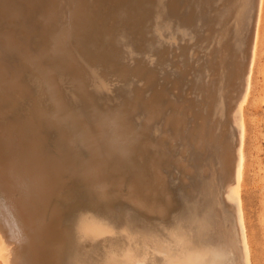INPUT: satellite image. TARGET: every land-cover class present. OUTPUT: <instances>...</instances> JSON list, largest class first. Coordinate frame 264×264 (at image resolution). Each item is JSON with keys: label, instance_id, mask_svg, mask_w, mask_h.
<instances>
[{"label": "bare ground", "instance_id": "bare-ground-1", "mask_svg": "<svg viewBox=\"0 0 264 264\" xmlns=\"http://www.w3.org/2000/svg\"><path fill=\"white\" fill-rule=\"evenodd\" d=\"M149 1L150 0H0V12H2L4 17H11L12 18L11 19L12 21L11 22L9 21L10 22V25L8 26L9 29L6 32L0 33V93H2L3 95L16 93L21 98L26 99L28 101V108H27L26 107L27 101L24 100L25 101L24 103L26 104L24 106L26 108L25 107H23V108L25 110L27 109V112L25 113L26 114L25 118H24L25 121H23L22 124H24V122H25L26 125H29V124L32 125L34 134L36 135V138L38 141L37 142L38 146H37V148H35L36 151H34V150H32L33 152L30 151L28 149V143H29L28 139L30 136H28L29 133H27L28 132L27 128H25L23 126V128L21 129L23 132L21 134L23 140L22 139H20V140L23 141V144L25 145V149H23L21 153L19 152L20 153L19 155L11 156L12 155L11 154L10 156H7L9 154V152L6 155V153H4L6 150L3 151V147L0 144V259L3 261V264H57V260H58V257L60 255L61 250H63L65 245L68 244L67 243V240H68L67 239V236H68L67 233L68 232L61 228L62 214L58 208L59 205L57 206V201L62 197V194H64L66 192L65 191L61 194V192H62L61 188L65 187V186L68 188L76 186L77 189H82L84 191V193L86 194V196H88L90 198V199L89 198L88 199L93 201L94 205L102 206L107 211L113 212L114 206L118 203V201L122 200V201L127 202V203L131 204L132 206L136 207L139 210V212H142L146 215L157 216V217H161L162 219H164V217L168 216V209L170 207L171 197L169 196L168 190L166 188V185L164 182V177H163L162 172H161V167L164 164H166L167 162H169V156L170 155L165 153L167 150L164 151V145L161 142H155L156 138H155L154 142H150V140H153V139H150L148 141L146 139L145 132H142V130H139L140 131L139 134H137L138 131H137V133H135L134 132L135 130L132 129L130 124H129L130 122L127 119V115L121 113L122 112L121 107H120L121 108L120 109L121 112H120L119 110L102 109L101 108L102 104H99L100 105V109H99L94 104V102L97 103L98 100L96 101V99H94V101H93V98L88 94L91 92L92 89L90 90V92H88V89L86 90V84L88 85L90 83V82L87 83L88 82L87 73H89L88 72L89 70L86 71V69L83 67L82 63L80 62L81 60L79 59L80 57L78 58V53H77L78 51H80L79 55H80V53L81 54L83 53L82 55L87 56L88 61L89 62L91 61L92 64L93 63H95V64L98 63V65L100 64L103 67V70H102L103 72H104V69H105V72H107L108 69L110 70L112 68V65L115 63L114 58L116 61L117 56L113 53L114 50L109 52L110 51L109 47L107 48L108 50H106L105 48L104 49L100 48V46H98L99 45L98 43H102L101 41L103 40V37H102L103 35L108 40L112 41V39H113V26H114L115 22H118L119 26H120V24H122V26L127 27L129 29V33H131L133 31L132 32L133 34H135V33L139 34L140 33L139 31H141L142 28L144 29L143 25L147 24L145 22H146L148 16L149 15L151 16V14H147L149 11H151V9H149V5H150V3H148ZM167 1H168L167 2V4H168L167 10L169 12L170 19L174 22L173 25L175 23L176 24L179 23V24H181L179 27L183 28L182 25L183 26H190L192 23L196 22V21L193 22L194 18H196L195 17L196 11L194 9H191L192 4H190V2L193 3L192 1H194V0H167ZM224 1H225V3H222L221 5L226 4L227 6H229V10H228V12H226V15H227L226 17H224V15H223L224 20H222V17L219 18L221 20L218 21L219 22L218 27L215 26V20H212V19L207 18V17L204 19V25H205L207 35L202 40H205L208 42V41H210L212 36H214V34H215L216 38H218V40L217 41L212 40V43L213 42H216V43L214 44V46L212 44L210 45V46H212V49L211 50L209 49L210 50L209 53L211 55V57H209V58H211V59L206 62L207 63V72L209 75L212 76V79L210 77L211 80L209 79L208 82H206L205 84H203L200 87V89H199L200 98L197 97V99H201L200 102H202V107H197L195 105V103H194L195 99L194 98H190V100L186 101L187 105L184 107L182 106L180 101L177 103V100H175L172 97H169L168 96L169 93L166 94L167 97L165 96L166 97L165 98L164 95H165V93H167V92H164L165 89H168V91H170V90L172 91V89L176 90V88L173 85H170L172 88L169 90V88L166 87L165 84H164V86L166 87V88L164 87L165 89L163 88V86L162 87L159 86V88L156 90H150L153 92L152 93L150 92L151 96L149 97L148 102L142 101L144 99L143 98L141 100V105H140L142 107V109L144 110V112L146 114V118L148 120H152V119H155L157 117L164 116V118H165L164 122H166L167 129H166L165 133L162 135H165L167 138H169V144L170 145L173 142L172 139L175 136H177L178 134H180L179 132H182V129H184L186 127L187 123L190 120L192 121L193 125L188 127L187 129L185 128L186 129L185 134H184L185 137L183 139L187 140L190 144H192L195 151L198 154L209 152V153H211L210 155H212L214 158H216V162H217V166H216L217 171L216 172H217L219 178L223 182L224 193L227 195V197L225 196L226 201L228 202L230 200L229 202H231V203L234 202L233 204L236 207V211H233V213L236 212V215H235V217H231L235 220L234 226L232 223H229V224H232L231 227L235 228L234 229V239L231 241V243L233 242L232 244L234 246V247L233 246H231V247L235 248V251L229 249L230 251L235 252L234 254L232 253L233 256L230 257L232 259H230L229 257L226 259V256H228L225 253L226 249L225 250L222 249L223 247L221 248L220 244L219 245H220L221 249H218L219 248V246L217 247L218 244L216 246H214L216 243H214V245L212 246L213 248H205V249L200 248V249H193L192 250L193 247L190 246L188 243V236H190V239H193V237H194V238H196V240H197V237H199V241H200V239H201L200 235H202V232L205 231L207 228H208V232H209L210 226L205 227L206 225H203L204 223L202 222L203 219H201L202 220L201 222L199 219V222H196L197 224H195V223L189 224V226L191 224H195V225H193L192 227L190 226V230H187V231H189L188 236H186L182 230L181 233H183V234H180L177 237V240L175 237L174 242L176 244L173 243V241H172V244H173L172 246L175 245L174 248H177L176 249L177 252L174 250L175 252H173L172 255L176 254L177 260H178L179 256L180 257L182 256V258H185L186 260L183 264H226L227 261L230 262L229 264H252L250 247H249L247 234L245 231L244 219H243V214H242V209H241V200H240V191H241V187H242L243 168H244L245 123H244V118H243V106L247 102L248 96L250 94V85H251V79H252V74H253V66H254V62H255V58H256V51H257L258 38H259V28H260V23H261L263 0H255V2H254L255 7L253 8L254 13L251 12L253 14V16H252L253 21H252L250 30L248 29L249 33L247 32L248 37L246 36L247 39L245 41V45H246L245 49H247V51H246L247 60H245V61H247L246 64H243L240 62V60H239V56H240L239 53L240 52L239 51H240L241 38H242L241 36L244 33V31H243V33L240 34V32L242 31V28L244 27V20H245V16H246V15L244 16V12L246 11V8H249V6L247 7V2H246L247 0H224ZM156 2H157V0H156ZM161 2H162V0H161ZM22 3H23V5H22ZM157 4H159V1ZM157 4H154L152 6V8L155 7V5L157 7L158 6ZM249 4H250V2H249ZM215 6H217V4ZM220 7L221 6H219V8ZM223 7H224V5H223ZM236 8H237V12L235 11ZM102 9L104 11H106V15L104 17H103L104 13L100 14V13L104 12V11H101ZM179 9H182V11L181 10L179 11ZM205 9H207V8H205ZM216 9H217V7L215 8V11H216ZM156 10H158V9H156ZM162 10H164V9H162ZM165 11H166V9H165ZM222 12H223V10H222ZM155 13L158 14V11ZM160 13L161 12H159V19H161ZM251 13H249V14L251 15ZM2 14H1V16H2ZM157 14H155L156 17H158ZM232 17L235 19V21H233V23H232V24H234V22H235V24L233 26L227 24L228 23L227 21H229L228 19L232 18ZM152 18H155V17H152ZM152 18H151V20H152ZM200 19H202V18H200ZM151 20H149V21L151 22ZM152 21L155 22L154 19ZM199 21H197V22H199ZM4 22H5V20H4ZM162 22H161V24H162ZM229 22L231 23V21H229ZM163 23H165V19H164ZM167 23H170V22H166V24ZM98 24H99V26L101 25L100 27L103 29H102V31H99L100 29L98 28V30H96L97 31L96 33H99V34H97V36H95L96 33L94 32V30L97 28L96 25H98ZM170 24H172V23H170ZM162 25H164V24H162ZM196 25H200V24H196ZM201 25H203V24H201ZM150 26L152 27V25H150ZM159 27H161V26L159 25ZM162 27H164V26H162ZM170 27H172V26L170 25ZM195 27H194V29H195ZM231 27L232 28L234 27V28L232 29ZM244 28H246V27H244ZM146 29H145V33H146ZM149 29H150V27H149ZM173 29H174V27L171 28V30H173ZM200 29H201V26H200ZM200 29H196V30L199 31ZM117 30H119V29H117ZM123 30L124 29H122V31ZM244 30H247V28ZM18 32L21 33V36L18 34L20 37L18 36L16 38V33H18ZM202 32H203V30H202ZM204 32H205V30H204ZM116 33H118V31ZM149 33H150V30H149ZM124 34H125L124 37L126 35H128L127 33H124ZM138 34L137 35L135 34V35L140 38V36H139L140 34L139 35ZM142 34H141L142 36L146 35L143 32H142ZM150 34H152V33H150ZM204 34H203V36H204ZM114 35H115V33H114ZM122 35H123V33H122ZM135 35H133L134 37L132 36V38H135V40H136L137 37ZM153 35H154V33H153ZM155 35H158V34H155ZM168 35H169V33H168ZM168 35H166V36H168ZM192 35L194 36V33ZM196 35H197V32H196ZM120 36H121V34H120ZM120 36H118V37H120ZM166 36L164 37L165 39H166ZM124 37H122V38L124 39ZM129 37H130V35H129ZM145 37H147V36H145ZM139 38H137V39L139 40ZM142 38H144V37H142ZM151 38H152V36H151ZM151 38H149L148 40L146 38L145 41L148 42ZM125 39L127 40V38H125ZM131 39L129 38L128 41H131ZM199 39L201 40L200 36H199ZM135 40L133 43H136ZM138 40H137V42H138ZM142 40H144V39H142ZM151 40H153V39H151ZM185 40L188 41V39H185ZM122 41L119 40V42H122ZM95 42L98 45L97 44L95 45L94 44ZM107 42H109V41H107ZM117 42H118V39H117ZM117 42L113 41V43H117ZM90 43H92V44H90ZM109 43L112 44L111 42H109ZM124 43H126V42H124ZM140 43H137V44H140ZM153 43H155V42H153ZM184 43L185 42H183L182 45H184ZM104 44H107V43H104ZM119 44L121 45V43H119ZM129 44L131 45V43H129ZM145 44H146V42H145ZM187 44H189V43H187ZM88 45H89V47H88ZM114 45H116V44H114ZM125 45H128V44H125ZM132 45H134V44H132ZM179 45H181V44L179 43ZM189 45H191V44H189ZM201 45H203V43ZM142 46H145V45H142ZM204 46H205V43H204ZM127 47H131V46L128 45ZM156 47L160 48L161 45H159V47L155 46V48ZM137 48L138 49L141 48V45H140V47L138 46ZM164 48H165V46H164ZM167 48H169V45H168V47L165 48V50ZM116 49H118V48H116ZM116 49H115V51H116ZM125 49L123 48V50H125ZM135 49H136V47H135ZM143 49H144L143 53L145 51L149 50V48L147 50H145V48H143ZM205 49H206V47H205ZM129 50L130 49H128V50L126 49V51H129ZM171 50L173 51V48ZM177 50H179V49L175 48V51H177ZM202 50H204V49H202ZM132 52H135V50ZM150 52H152V51H150ZM157 52H161V51H157ZM157 52H156V54H157ZM168 52H169V50H168ZM196 52H199V51L196 50ZM128 53H126V54H128ZM136 53H137V51H136ZM136 53H135V56L138 55ZM188 53H189V51H188ZM195 53H193V54H195ZM199 53H201V52H199ZM203 53H201V55ZM122 54H123V52H122ZM139 54L142 55V53H139ZM145 54L148 57L149 54L147 52ZM205 54H208V53H205ZM176 55L177 54H175L174 56H176ZM244 55H246V54H244ZM83 56H81V58ZM143 56H145V55H142V57ZM174 56H172V57L174 58ZM87 57H85V59ZM119 57H122V56H119ZM128 57H130V56H128ZM176 57L178 59V56H176ZM136 58H137V56H136ZM139 59H137L138 63L140 62L141 65L144 66L145 61H144V63L141 62L144 59H142L141 61H139ZM149 59H151V58L149 57ZM169 59H170V55H169ZM129 60H131V58ZM242 60H243V58H242ZM86 61H87V59H86ZM132 61H130V64L132 63ZM135 61H136V59H135ZM184 62H185V60H184ZM203 62H204V60H203ZM116 63H118V62H116ZM146 63H145V65H149ZM185 63H187V60ZM190 63H191V60H190ZM84 64H85V62H84ZM127 64L129 65V62ZM179 64L180 63H178L176 65L181 67ZM197 64H199V63H197ZM89 65H90V63H89ZM131 65H133V64H131ZM136 65L140 66L139 64H136ZM90 66L93 67L95 65L93 64ZM116 66L118 67V65H116ZM189 66L191 67L190 70L192 73L193 68L191 65H189ZM122 67H123V69H125V66H122ZM126 67H128V66H126ZM137 67H134L136 69H134L132 71L133 72L131 74L132 78L130 79L131 82H132V79L134 77L133 76L134 71H135V73L137 71ZM146 67H148V66H146ZM158 67L159 66H157V68ZM164 67H167V66H163V69H164ZM184 67L185 66H183V69H184ZM194 67H196V65ZM199 67H197V68H199ZM113 68H115V66ZM139 68L142 69L143 67L142 68L139 67ZM127 69H125V70H127ZM147 69H150V68H147ZM167 69H165V70H167ZM204 69H202L201 71H203ZM112 70H114V69H112ZM112 70H111V72H112ZM115 70L117 71V69H115ZM122 70L120 68V71H121L120 78L122 77L121 74H125L124 76L127 78L128 75L126 76V73H122ZM125 70H124V72H129V71H125ZM146 71H148V70H146ZM156 71H154L153 73L155 74ZM111 72H110V74H113ZM142 72H143L142 70H141V73H140V71L139 72L137 71V73H140V74H142ZM145 73L148 74L147 72H145ZM153 73H151V77H153V75H154ZM117 74L119 75V72ZM140 74H138V76ZM146 74H145V76H146ZM166 74H169V73H166ZM59 75H63L65 77H67V79H68L67 81L71 83L72 90L75 91L81 97V99L83 101L82 105H79L81 107H79V106L76 107L77 106L76 105V106H74L76 108H73V107L70 108V105L67 103V100L64 96V93L66 91L64 92V89L62 88V87L65 88L66 84L63 82V86H62L61 82L58 79ZM103 75L106 76L107 74L105 75V73H104ZM160 75H162V74H159V76ZM164 75H165V73H164ZM164 75H162L163 78H165ZM129 76H128V79H129ZM138 76L136 75L137 78H138ZM145 76L143 75L142 77H145ZM159 76L157 75V77H159ZM167 77H166V79H168ZM169 77H170V75H169ZM200 77H196V78L200 79ZM241 77H242V80H244V83H242L243 86H242V84H239V86L240 85L242 86L241 93H239V92H238L239 94L236 93L238 95V97H237L236 101L233 104H231V100L232 99L234 100V98H236V94L234 95L235 97L233 98L230 96V93L233 94L232 90L233 91L235 90L234 89L235 83ZM111 78H110V80H111ZM120 78H118V79H120ZM126 78H124V80H126ZM149 78H147V76H146V80L147 79L149 80V82H147L148 86L150 83V79L151 80L153 79V78H150V79ZM196 78H194V79H196ZM208 78H206V79L208 80ZM91 79L93 80V78H91ZM107 79H109V78H107ZM115 79H117V78L115 77ZM140 79H141V77H140ZM110 80H108V82ZM130 80H128V81H130ZM164 80L162 82H164ZM170 80H172V79H170ZM178 80L179 79H177V81ZM203 80L204 79H202L201 81L203 82ZM135 81H136V79H135ZM155 81H157V80H155ZM195 81L197 82L199 80H195ZM118 82H120V81L118 80ZM141 82L138 81V83H141ZM144 82L146 84V81H144ZM166 82H169V80ZM170 82H172V81H170ZM241 82H243V81H241ZM98 83H100V82H98ZM114 83H115V81H114ZM123 83L124 82H122V84ZM133 83H135V82H133ZM152 83L153 82L151 81L150 85ZM172 83H175V79H173ZM64 84H65V86H64ZM68 84L69 83H67V85ZM125 84H127V83H125ZM153 84H155V83H153ZM192 84H191V86H192ZM96 85H97V83H95V86H94L95 89L98 88L97 87L98 85L97 86ZM134 85L136 86L138 84L136 83ZM139 85H141V84H139ZM197 85H199V83H197ZM200 85H201V83H200ZM104 86H105V84H104ZM121 86H123V85H121ZM121 86L119 85L120 89H121ZM144 86L146 87L147 85H144ZM151 86H149V87L151 88ZM89 87H90V84H89ZM92 87H93V84H92ZM197 87H199V86H197ZM115 88L118 89V86ZM130 88H132V87H130ZM139 88H141V86ZM152 88H154V87H152ZM187 88H190V87L186 86L185 90ZM141 89L144 91L143 87ZM145 89H147V87ZM96 90H98V89H96ZM99 90H102V89L100 88ZM125 90L128 91L127 89H125ZM182 90H184V89L182 88ZM182 90H181V93H182ZM236 90H238V89H236ZM174 91H173V94H174ZM129 92H130V90H129ZM134 92H132V93H134ZM139 92H141V91H139ZM179 92H180V90H179ZM114 93H115V90H114ZM118 93H120V90ZM185 93L186 92H184V94ZM219 93H221L222 95L220 96ZM106 94H108V93L106 92ZM106 94H103V98H104V95H106ZM136 94H137V91L134 95H136ZM91 95L94 96L93 94H91ZM120 95H121V93H120ZM124 95L125 94H123L122 96H124ZM142 95H143V93H142ZM142 95L140 93V98H142ZM67 96H68V94H67ZM137 97H139V96H137ZM194 97H196V96H194ZM219 97H222L220 99H222L223 102H221V100H219ZM116 98H117V96H116ZM67 99H70V98H67ZM125 99H126L125 101L130 103V101L127 100L129 98H125ZM130 99H131V97H130ZM107 100L108 99H106V101ZM71 101H72V99H71ZM109 101L110 100H108V103H110ZM218 101H220V104ZM73 102L74 101H72V103ZM197 102H199V101H197ZM115 103H113V104L111 103V104L115 105ZM132 103H134V102H132ZM132 103H131V105L128 104V108H129V106L130 107L132 106ZM223 103L224 104L227 103L228 105H230V104L232 105V106H228V109H225V114L230 115L229 120L230 121L232 120L231 123H233L234 124L233 126H235V134L234 135L232 134L233 137L231 136V133H230L231 129H230V131L228 130L229 125H227L228 124L227 121H224L223 118H222L223 120H218L216 117H218L219 115H217V114L215 116V119L213 118V115H215V111L217 109H219L216 111V113H217L221 109V108H218V105H221L223 107ZM0 104H2V103H0ZM119 104L121 105V103H119ZM5 106H3L1 108L2 111L4 110ZM133 106L136 107L135 103ZM8 107L10 108V106H8ZM8 107H6V108H8ZM114 108L116 109L115 106H114ZM128 108L126 107V109H128ZM20 109H21V107H20ZM18 110H17V112H18ZM128 110H130V109H128ZM223 110H221L222 113H223ZM21 112L23 113L22 110H21ZM132 112H134V111H132ZM1 113H3V112H1ZM12 113H14V112L12 111ZM222 113H220L221 114L220 116H222ZM186 114L188 115V117L190 116L189 119L186 117ZM12 115L14 116V114H12ZM15 116H18V115L16 114ZM142 116H144V115H142ZM223 116H225V115H223ZM7 117L5 119H7ZM16 118H18V117H16ZM142 118L144 119L145 117H142ZM211 118H213V119L211 120ZM1 120H2V118H1ZM226 120H227V118H226ZM9 121L11 122V120L9 119L7 121V123H9ZM16 121H14V122H16ZM20 123H21V121H20ZM135 123H133V121H132L133 125H135ZM137 123H139V122H137ZM1 124H0V126H1ZM13 124L15 126V124H17V123H13ZM13 124H11V125H13ZM18 124H19V122H18ZM9 126H10V123H9ZM136 126H137V128L139 127V129L141 128L140 125L139 126L136 125ZM147 126H149V125H147ZM164 126H165V123H164ZM7 127H8V125H7ZM11 127H13V126H11ZM10 128H8V129H10ZM29 128H31V127H29ZM152 129L153 128H151V130ZM145 130H147V129H145ZM151 130L149 131V133L151 132ZM14 131H13V133H14ZM52 131L57 136L56 138H58L57 139L58 143L56 144V149H54V151L56 150V154L53 150H51V152L53 151L55 154V155L53 154L54 155L53 158L46 156L47 154L45 155L46 151L47 150L49 151L50 148L44 152L43 146H42L43 142L47 140V138L49 137V135ZM6 133H7V131H6ZM13 133H12V137H13ZM134 133L138 136L136 137ZM232 133H233V131H232ZM147 134H148V132H147ZM148 135H150V134H148ZM162 135H160V136H162ZM5 136H2L3 140H4V138L6 139ZM14 136H15V134H14ZM152 136H153V134H152ZM8 138H10V137H8ZM11 138H10V140H12ZM16 138H17V136H16ZM159 139H162V137ZM177 139H178V136H177ZM6 141H7V139H6ZM51 141H52V139H51ZM11 142H9V143H11ZM179 142L181 143L180 140H179ZM13 143H14V141L11 144H13ZM19 143H20V141H19ZM32 144L33 143L31 141L30 145H32ZM177 144H178V142H177ZM33 146H35V145L33 144ZM178 146H180V145H178ZM185 146H187V145H185ZM8 147L11 148L12 146L11 147L8 146ZM13 147L16 148L15 146H13ZM18 147H19V145H18ZM50 147H52L51 144H50ZM44 148H46V146ZM16 149H19V148H16ZM16 149H14L15 152H16ZM148 149L150 151V159H149L150 161H149V163L146 162L148 164H145L144 161H146V160H144V159H145L146 155L148 157V154H147ZM185 149H187V148L184 147V150ZM184 150L182 149V152ZM7 151H9V150H7ZM51 152L49 155L52 154ZM15 154H17V153H15ZM174 154H175V152H174ZM192 156H194V155L192 154ZM136 158L139 159L140 162L139 161L135 162L134 160H136ZM177 158H179V156ZM179 163H180V160H179ZM146 165L148 167H146ZM179 165L181 166L182 164H179ZM147 169H148V171H150L149 173L147 172ZM204 170H206V166L204 167ZM212 173H213V171H212ZM176 174H178V173H176ZM197 174H199V173H197ZM213 176H214V174H213ZM213 176H211V177H213ZM169 177L171 179V175ZM197 178H199V177H197ZM214 178H215V176H214ZM212 179H209V181L206 180V182H209V183L212 182V186H213V183L216 182L217 180L213 179L214 181H212ZM182 180H183V178H182ZM173 181H175V180H173ZM209 183H208V185H209ZM219 184L220 183H218V185ZM202 185H204V184H202ZM209 186H211V185H209ZM206 187H208L207 183H206L205 188ZM213 188H214V186H213ZM73 189H75V187ZM208 189H209V187H208ZM211 189H212V187H211ZM211 189H209V191H211ZM197 190H199V189H197ZM73 191L74 190H72V192ZM209 191H208V193H205V194L206 195L210 194V193L215 194L214 192L209 193ZM218 191H219V189H218ZM78 192L81 193L80 191H78ZM72 194L74 195V192ZM213 194H211V195H213ZM73 195H72V198H73ZM75 195H77V194H75ZM81 195H82V193L80 194V198H81ZM77 196H79V194ZM82 196H83V198H82V201H80V202H82V204H83L85 196L84 195H82ZM211 197H209V198H211ZM219 197H220V195H219ZM227 198H228V200H227ZM77 199H74V200L77 201ZM210 200L213 202L212 198ZM199 201H201V200H199ZM206 201L207 200H205V202ZM78 202L76 205L80 204V202L79 203ZM203 202H204V199H203ZM218 202H219V200H218ZM66 203L67 202H65V204ZM64 205H62V206H64ZM68 206H70V205H68ZM207 206H209V204ZM74 207H75V205H74ZM210 207H212V206H210ZM197 208H199V207H197ZM207 208H206V211L208 210ZM214 208H216V207H214ZM76 209H78V208L76 207ZM85 210H83V211L85 212ZM215 210L213 209L214 216L216 213ZM80 211H82V210H80ZM217 211H219V210H217ZM89 213L87 212V214H89ZM203 213L204 214L202 216H203V218L206 219V217H208L209 213L207 214V216H204L206 214L205 212H203ZM222 213H223V211H222ZM80 214L78 213L77 215L80 216ZM196 214H197V212H196ZM221 214H220V216H221ZM90 215L91 214H89L88 217ZM217 215H218V213H217ZM83 216H84V214H83ZM98 217L99 216H97V218ZM216 217H218V216H216ZM78 218H80L79 220H82L81 216ZM97 218H96V220L98 222L97 224L103 223V222H101L102 220L99 221L100 219L98 220ZM103 219H104V217H103ZM191 219H193V218H191ZM195 219L197 220V218H195ZM210 219H211V217H210ZM221 219H219V221ZM96 220L94 217V223H96L95 222ZM192 221L193 220H190L189 222H192ZM213 221L214 220H211V222H213ZM230 222H231V220H230ZM66 223L68 224V221ZM210 223H209V225H211ZM77 224L79 225V223H77ZM205 224H207V223L205 222ZM73 225H75V224H73ZM78 225H77V228H78ZM223 225H224V222H223ZM103 226H106V224L104 223ZM103 226H101V227H103ZM215 226H216L215 228L219 227V226L217 227V224ZM75 227L76 226H74V229H76ZM96 227L97 226H95L91 223H88V224H86L85 229H86V231L88 230L90 232L92 230H93V232H98V229ZM211 227H213V225ZM227 227H229V226H227ZM227 227L225 226V228H227ZM104 228L105 227H103V229ZM108 228H110V227H107L106 229L110 230L112 227L110 229H108ZM121 229H123V228H121ZM182 229H183V227H182ZM118 231H121V230H118ZM112 232H113V228H112ZM127 232H129V231L125 232V236H126ZM208 232H206V234L209 235L211 233V230H210V233H208ZM217 232H219V229ZM117 233L121 234V232L120 233L117 232ZM174 233H176V232H174ZM174 233L171 232V234H174ZM76 234H79V233L76 232ZM118 234H116V235H118ZM83 235L85 237V234H83ZM112 235H114V232ZM112 235H111V237H113ZM127 235H128V233H127ZM211 235H209V236L212 237ZM215 235H216V233L213 236H215ZM218 235H216L215 240H217ZM128 236L131 238L130 235H128ZM203 236H202L201 240L204 241V239H207V237H206V235H205L206 238H204ZM73 237H74V235H73ZM86 237H90V236H86ZM102 237H106V235L102 236ZM108 237H110V236H108ZM137 237H139V236L137 235L136 239H137ZM172 237L173 236L171 235V238ZM77 238H78V236H77ZM80 238H82V237L80 236ZM80 238L78 241H80ZM92 238H90V239L85 238V239H89L88 241H90V240L97 241L96 240L97 238H93V239ZM122 238H124V234H123ZM218 238H220V236ZM102 239H105V238H102ZM130 240L132 241V239H130ZM153 240H154V238H153ZM125 241L128 242L127 240H125ZM138 241L143 243V241H141V238ZM162 241H164L163 238H162ZM12 242H13V246H12ZM75 242H77V241H75ZM82 242H84V240ZM85 242H87V240H85ZM134 242H135V240H134ZM204 242H206V241H204ZM161 243H163V242L160 241V244ZM164 243H165V241H164ZM79 244H80V242H79ZM93 244L96 245L95 242ZM128 244L125 245V248L129 247L131 243L129 245ZM132 244H133V241H132ZM137 244H140V243L137 242L136 245ZM147 244H149V247L151 248L150 243L148 242ZM157 244H159V243H157ZM163 244H161V245L163 246ZM77 245H78V243H77ZM121 245H124V243ZM144 245H146V243ZM151 245H152V243H151ZM176 245H177V247H176ZM209 245H210V243H209ZM88 246H90V245L88 244ZM168 246H171V245L168 244L165 248H167ZM136 247H133V248H135L134 249L135 251H139L142 248L140 245L139 247H141V248L139 250H136ZM139 247H137V249ZM214 247H216V248H214ZM228 247H230V245H228ZM143 248H145V247L143 246ZM147 248L145 250H147ZM194 248H196V247L194 246ZM102 249L106 250L104 248H102ZM109 249H107V252H109L108 251ZM121 249H122V247H121ZM142 249H141V252H143ZM92 250H94V249L92 248ZM145 250H144V252L146 253V255H148L151 252V251L147 250V251H149V253H147V251H145ZM169 250H167V251H169ZM132 251H133V249H132ZM153 251H155V250H153ZM113 252H115V251H113ZM113 252H112V254H114ZM127 253H129V252H127ZM227 253H229V251ZM105 254L107 255V253H105ZM126 254H125V258L127 256ZM143 254L144 253H142V256H143ZM75 255H76V253H75ZM93 255H94V253H93ZM97 255H99V254L96 253L95 256L97 257ZM108 255L110 256V252L108 253ZM114 255H113V258L116 257V256L114 257ZM122 255H123V253H122ZM130 255H131V252H130ZM146 255L144 254L143 259L146 257H149V259H150V258L156 256V255L155 256L152 255V257H151V256H146ZM156 257L158 258V256H156ZM76 258H78V257H76ZM83 258H85V257H83ZM110 258H111V256H110ZM122 258H124V257H122ZM122 258L120 259V261H122ZM139 258H141V257H139ZM171 258H173V256L170 257L169 259H171ZM136 259H138V258H136ZM143 259L141 258V260H143ZM228 259H230V260H228ZM141 260H138V262ZM152 260H153V258H152ZM76 261H80V259H78ZM126 261H127V259H126ZM133 261L136 263L135 260H133ZM133 261L132 260L130 262L128 261V263H125V264H129V263L131 264ZM176 261H174V262L176 263ZM67 262H69V261H67ZM108 262H106V263L108 264ZM171 262H173V261H171ZM120 263L124 264L123 262H120ZM75 264H78V263H75Z\"/></svg>", "mask_w": 264, "mask_h": 264}, {"label": "rangeland", "instance_id": "rangeland-1", "mask_svg": "<svg viewBox=\"0 0 264 264\" xmlns=\"http://www.w3.org/2000/svg\"><path fill=\"white\" fill-rule=\"evenodd\" d=\"M158 1H159V4H157L158 3ZM166 1V2H165ZM163 2V3H162ZM162 2H161V0H157V2H156V0H150L148 3H150V5H149V9H151V11H149L147 14H151V16L149 15L148 16V18H147V20H146V22L145 23H147L146 25L144 24L143 25V27H144V29L142 28V32L144 33V34H146L145 36H147V37H145V36H142L143 34H142V32L141 31H139L140 33V35L138 34V33H135L136 35L138 34L139 36H140V38L139 37H137L135 34H133L132 32V34L133 35H135L137 38H139V40L136 38V40H135V38H132V34L131 33H129V29L127 28V27H125V26H122V24H120V26H119V23L118 22H115V24H114V26H113V39H112V41H110V40H108L106 37H104V35L102 36L103 37V40L101 41L102 43H94L95 45L97 44L98 46H100V48H105L106 50H108L107 48L109 47V52H111V51H115V49L116 48H118V49H116V51L114 52L113 51V53L117 56L116 57V61H115V58H114V64L112 65V68L109 70L108 69V71L107 72H105V69H104V72L102 71L103 70V67L99 64L98 65V63H93L95 66H93V67H91L90 65H93L92 63H91V61L89 62L88 61V57L87 56H83L81 53H80V55L81 56H83L82 58H81V56L79 55V52L80 51H78L77 53H78V58L81 60L80 62L82 63V65H83V67L86 69V71H88L89 73H87V77H88V82L87 83H89L90 84V87H89V84L87 85L86 84V90L88 89V92H90V90H91V92L90 93H88L92 98H93V101H94V99H96V101H97V103L96 102H94V104L100 109V105L99 104H102V106H101V108L102 109H108V110H119L120 111V109H121V113H123V114H125V115H127V119H128V121L130 122L129 124H130V126H131V128L132 129H134L133 131L135 132V133H137V131H138V133L137 134H139V130H142V132H145V136H146V139L149 141L150 139H153V140H150V142H154V140H155V138H156V140H155V142H161L163 145H164V151H166L165 153H167V154H169L170 156H169V162H167L166 164H164L162 167H161V172H162V175H163V177H164V182H165V185H166V188H167V190H168V193H169V196L171 197V203H170V207H169V209H168V216L167 217H164V219H162L161 217H157V216H149V215H146V214H144V213H142V212H139V210L136 208V207H134V206H132L131 204H129V203H127V202H124V201H122V200H120V201H118V203L114 206V211L113 212H111V211H107L106 209H104L102 206H96V205H94L93 204V201L92 200H89L90 198L88 197V196H86V194L84 193V191L82 190V189H77V187L76 186H74L75 187V189H73L74 187H63V188H61V194L63 193V192H65L64 194H62V197L57 201V206H58V208H59V210H60V212H61V214H62V221H61V228L63 229V230H66L68 233V236H67V243L68 244H66L65 245V247L63 248V250H61V252H60V255H59V257H58V260H57V264H75V263H80V264H107L106 262H108V264H121L120 262H123L124 264L125 263H128V261L130 262L131 260L133 261V260H135L136 261V263L133 261L131 264H183L184 262H185V258H182V256L180 257L179 256V258H178V260H177V256H176V254L175 255H172V253L173 252H177V248H174L175 247V245L174 246H172L173 244H172V241H173V243H175L174 242V240H175V237H176V240H177V237L180 235V234H185L186 236H188L189 235V231H187V230H190V226L192 227L193 225H195V224H197L196 222H199V219H200V222L202 221L201 219H203V225H206L205 227H211L212 225H213V227H209V232H208V228L205 230V231H203L202 232V235H200V237H201V239H202V236L204 237V238H206L207 237V239H204V241H206V242H204L203 240H201L200 239V241H199V237H197V240H196V238H194L193 237V239H190V236H188V243H189V245L190 246H192L193 248H192V250L193 249H205V248H213L212 246L214 245V243H216L214 246H216L217 244V247L219 246V248L218 249H221L222 247V249H226V255H228V256H226V259L229 257H232L233 256V254L235 253V252H233V251H235V248H233L234 246H233V242L231 243V241L234 239V227H231L232 226V224H233V226H234V222H235V220L233 219V218H231V217H235V215H236V212H234L233 213V211H236V207H235V205L233 204V203H231V202H227L226 201V197H227V195L224 193V185H223V182H222V180L219 178V176H218V174H217V170H216V166H217V162H216V158H214L212 155H210L211 153H201V154H198L196 151H195V149H194V147H193V145L192 144H190L187 140H185V139H183L184 137H185V131H186V129L188 128V127H190V126H192L193 125V123H192V121L190 120L188 123H187V125H186V129L184 128V129H182V132H179L180 134H178L177 136H178V139L181 141V143L179 142V140L177 139V136H175L172 140H173V142L171 143V145L169 144V138H167L165 135H162V134H164L165 133V131H166V129H167V125H166V122H164L165 121V118H164V116H161V117H157V118H155V119H152V120H148L147 118H146V114H145V112H144V110L142 109V107L140 106L141 105V100L142 101H144V102H148V100H149V97L151 96V94H150V92L152 93L153 91H150V90H156V89H158L159 88V86L160 87H162L163 86V88L166 86V87H168L169 88V90L172 88L170 85H173L175 88H176V90L175 89H172V91L170 90V91H168V89H165V91L164 92H167V93H165V95H164V97L166 96L167 97V95L166 94H168V96L169 97H172V98H174L175 100H177V103L180 101L181 102V104H182V106L184 107V106H186L187 105V102L186 101H188V100H190V98H194L195 100H194V103H195V105L197 106V107H202V102H200L201 101V99H197V97H199L200 98V93H199V89H200V87L203 85V84H205L206 82H208L209 81V79H210V77H211V79H212V76L211 75H209L208 74V72H207V61H209L211 58H209V57H211V55H210V50L212 49V46H210L211 44L214 46V44L216 43V42H213L212 43V40L213 41H217L218 40V38H216V36H215V34H214V36H212V38L210 39V41H205V40H202V39H204V37L207 35L206 33V29H205V25H204V19L207 17V18H210V19H212V20H215V26H217L218 27V24H219V22L218 21H220L221 19H219V18H221L222 17V20H224L223 19V15H224V17H226L227 15H226V12H228V10H229V6H227L226 4H223L224 5V7H223V5H221L222 3H225V1L224 0H194V1H192L193 3H191L190 2V4H192L191 6V9H194L195 11H196V15H195V17L196 18H194V20H193V22H195V23H192L190 26H183L182 25V27L183 28H181V27H179L181 24H174L173 25V21L170 19V15H169V12H168V7H167V0H162ZM247 2V7L249 6V8H246V11L244 12V16H245V20H244V27H246L247 28V30H244V29H246V28H242V31L240 32V34H242L243 33V31H244V33L242 34V38H241V45H240V53H239V60H240V62L241 63H243V64H246L247 63V61H245V60H247V53H246V51H247V49H245L246 48V45H245V41H246V36L248 37V34H247V32L249 33V30H250V27H251V24H252V21H253V14L251 13V12H253L254 13V7H255V0H247L246 1ZM249 2H250V4H249ZM252 2V3H251ZM209 3V4H208ZM154 4H157L158 6L156 7V5H155V7H153L152 8V6L154 5ZM166 4V5H165ZM217 4V6H215ZM220 4V5H219ZM249 4V5H248ZM21 5V4H20ZM22 5H23V3H22ZM208 5V6H207ZM164 6V7H163ZM219 6H221L220 8H219ZM253 6V7H252ZM163 7V8H162ZM167 7V8H166ZM204 7V8H203ZM214 7V8H213ZM217 7V9H216V11H215V8ZM201 8V9H200ZM205 8H207V9H205ZM219 8V9H218ZM153 9V10H152ZM156 9H158V10H156ZM160 9V10H159ZM162 9H164V10H162ZM165 9H166V11H165ZM204 9V10H203ZM156 10V11H155ZM182 11V9H179V11ZM222 10H223V12H222ZM253 10V11H252ZM101 11H104L103 9L101 10ZM158 11V14L157 13H155V12H157ZM164 11V12H163ZM213 11V12H212ZM236 12H237V8H236V10H235ZM151 12V13H150ZM159 12H161L160 13V16H161V19H159ZM204 12V13H203ZM104 13V14H103ZM157 14L158 15V17H156V15L155 14ZM201 13V14H200ZM249 13H251V15L249 14ZM1 14H2V12H0V16H1ZM100 14H103V17L106 15V11H104V12H102V13H100ZM162 14V15H161ZM217 14V15H216ZM2 17V18H1ZM0 17V33L2 32H6L8 29H9V25H10V22L12 21L11 19V17H4L3 16V14H2V16ZM152 17H155V18H152ZM252 17V18H251ZM4 18V19H3ZM9 18V19H8ZM151 18H152V20L154 19L155 20V22L154 21H152L151 20ZM157 18V19H156ZM200 18H202V19H200ZM249 18V19H248ZM164 19H165V23H163L164 22ZM4 20H5V22H4ZM149 20H151V22L149 21ZM200 20V21H199ZM202 20V21H201ZM229 21H231V23L229 22V21H227L228 23V25H234L235 24V22H234V24H232L233 23V21H235V19L232 17V18H229L228 19ZM10 21V22H9ZM148 21V22H147ZM163 21V22H162ZM197 21H199V22H197ZM251 21V22H250ZM161 22H162V24H164V25H162L161 24ZM166 22H170V23H172V24H170V23H167L166 24ZM203 22V23H202ZM5 23V24H4ZM154 23V24H153ZM250 23V24H249ZM149 24V25H148ZM166 24V25H165ZM196 24H200V25H196ZM201 24H203V25H201ZM150 25H152V27L150 26ZM159 25L162 27V26H164V27H159ZM170 25L172 26V27H170ZM176 25V26H175ZM101 26V25H100ZM99 26V24L98 25H96V29L94 30V32L96 33L97 31L96 30H98V28L100 29L99 31H102V29L103 28H101ZM148 26V27H147ZM154 26V27H153ZM196 26V27H195ZM200 26H201V29H200ZM120 27V28H119ZM123 27V28H122ZM147 29H146V28ZM149 27H150V29H149ZM174 27V29L173 30H171V28H173ZM194 27H195V29H194ZM216 27V28H217ZM249 27V28H248ZM4 28V29H3ZM119 29V30H117V29ZM124 29L123 31H122V29ZM152 28V29H151ZM160 28V29H159ZM190 28V29H189ZM232 28V27H231ZM234 28V27H233ZM232 28V29H233ZM2 29V30H1ZM116 29V30H115ZM127 29V30H126ZM145 29H146V33H145ZM150 30V33H152V34H150L149 33V30ZM196 29H200L199 31H197ZM249 29V30H248ZM176 30V31H175ZM191 30V31H190ZM202 30H203V32H202ZM204 30H205V32H204ZM118 31V33H116ZM148 31V32H147ZM195 31V32H194ZM169 33V35H168V33ZM190 32V33H189ZM196 32H197V35H196ZM114 33H115V35H114ZM122 33H123V35H122ZM124 33H127L128 35H126L125 37H124ZM148 33V34H147ZM153 33H154V35H153ZM167 33V34H166ZM194 33V36L192 35ZM200 33V34H199ZM204 34V36H203V34ZM21 36V33H16V38L19 36V35ZM97 34H99V33H96L95 34V36H97ZM119 34V35H118ZM120 34H121V36L122 37H124V39L120 36ZM142 34V35H141ZM155 34H158V35H155ZM129 35H130V37H129ZM132 35V36H131ZM152 36V38H151V36ZM166 35H168V36H166V39L164 38ZM19 36V37H20ZM118 36H120V37H118ZM149 36V37H148ZM159 38H158V37ZM199 36H200V38H201V40L199 39ZM203 36V37H202ZM134 37V36H133ZM142 37H144V38H142ZM157 37V38H156ZM179 37V38H178ZM196 37V38H195ZM215 37V38H214ZM116 38V39H115ZM125 38H127V40L125 39ZM129 38L131 39V41H128L129 40ZM147 38V40L149 39V38H151V39H153V40H149L148 42L147 41H145V39ZM156 38V39H155ZM117 39H118V42H119V40L120 41H122V42H119V43H121V45L117 42ZM142 39H144V40H142ZM155 39V40H154ZM180 39V40H179ZM185 39H188V41L187 40H185ZM215 39V40H214ZM126 40V41H125ZM134 40L136 41V43H133L134 42ZM137 40H138V42H137ZM141 40V41H140ZM159 40V41H158ZM162 40V41H161ZM184 40V41H183ZM105 41V42H104ZM107 41H109V42H111L112 44H110L109 42H107ZM113 41L115 42H117V43H113ZM144 41V42H143ZM155 42V43H153V42ZM159 43H158V42ZM179 41V42H178ZM181 41V42H180ZM94 42V41H93ZM124 42H126V43H124ZM141 42V43H140ZM143 42V43H142ZM145 42H146V44H145ZM166 42V43H165ZM183 42H185L184 43V45H182L183 44ZM193 42V43H192ZM104 43H107V44H104ZM129 43H131V45L129 44ZM137 43H140V44H137ZM157 43V44H156ZM162 43V44H161ZM168 43V44H167ZM179 43L181 44V45H179ZM187 43H189V44H191V45H189V44H187ZM203 43V45H201ZM204 43H205V46H204ZM208 43V44H207ZM90 44H92V43H90ZM101 44V45H100ZM111 46H110V45ZM114 44H116V45H114ZM125 44H128L129 46H133L132 48L131 47H127L128 45H125ZM132 44H134V45H132ZM156 44V45H155ZM197 44V45H196ZM104 45V46H103ZM109 45V46H108ZM140 45H141V48H137L138 46L140 47ZM142 45H145V46H142ZM150 45V46H149ZM158 46L159 47V45H161V47L160 48H155V46ZM167 45V46H166ZM168 45H169V48H167L166 50H165V48L166 47H168ZM173 45V46H172ZM94 46V45H93ZM92 46V47H93ZM115 46V47H114ZM164 46H165V48H164ZM180 46V47H179ZM182 46V47H181ZM201 46V47H200ZM88 47H89V45H88ZM135 47H136V49H135ZM145 48V50H147L148 48H149V50H147V51H145L144 53H143V51H144V49L143 48ZM151 47V48H150ZM177 49H179V50H177V51H175V48ZM205 47H206V49H205ZM243 47V48H242ZM123 48L125 49H130L129 51L131 52H129V51H126V49L125 50H123ZM173 48V51L171 50ZM187 48V49H186ZM132 49V50H131ZM138 49V50H137ZM160 49V50H159ZM164 49V50H163ZM192 49V50H191ZM195 49V50H194ZM202 49H204V50H202ZM208 49V50H207ZM210 49V50H209ZM120 52H119V51ZM135 50V52H132V51H134ZM156 50V51H155ZM168 50H169V52H168ZM172 52H171V51ZM196 50L197 51H199V52H201V53H203L202 55H201V53H199V52H196ZM206 50V51H205ZM136 51H137V53H136ZM140 51V52H139ZM150 51H152V52H150ZM155 51V52H154ZM157 51H161V52H157ZM188 51H189V53H188ZM193 51V52H192ZM196 53H195V52ZM119 52V53H118ZM122 52H123V54H122ZM129 52V53H128ZM148 53L149 55H148V57H147V55L145 54V53ZM156 52H157V54H156ZM178 52V53H177ZM183 52V53H182ZM186 52V53H185ZM125 53V54H124ZM126 53H128V54H126ZM135 53L136 54H138V55H136L137 56V58H136V56H135ZM139 53H142V55H145V56H143L142 57V55H140ZM159 53V54H158ZM170 53V54H169ZM193 53H195V54H193ZM205 53H208V54H205ZM134 54V55H133ZM175 54H177L176 56H178V59H177V57L176 56H174ZM179 54V55H178ZM191 54V55H190ZM242 54V55H241ZM244 54H246V55H244ZM125 57H124V56ZM127 55V56H126ZM165 55V56H164ZM169 55H170V59H169ZM200 55V56H199ZM119 56H122V57H119ZM128 56H130V57H128ZM141 58H140V57ZM172 56H174V58L172 57ZM194 56V57H193ZM208 58H207V57ZM85 57H87L86 59H87V61H86V59H85ZM115 57V56H114ZM124 57V58H123ZM149 57L151 58V59H149ZM190 57V58H189ZM193 57V58H192ZM131 58V60H129ZM140 58V59H139ZM206 58V59H205ZM242 58H243V60H242ZM246 58V59H245ZM120 61H118V60ZM124 59V60H123ZM135 59H136V61H137V59H139V61H141L142 59H144L143 61H141V62H143L144 63V61H145V63L146 64H149V65H145V63H144V66L143 65H141V63L139 62L138 63V61L136 62L135 61ZM147 61H146V60ZM180 59V60H179ZM183 59V60H182ZM208 59V60H207ZM128 60V61H127ZM133 60V61H132ZM184 60H185V62H186V60H187V63H185L184 62ZM190 60H191V63H190ZM203 60H204V62H203ZM130 61H132V63L131 64H133V65H131L130 64ZM135 61V62H134ZM151 61V62H150ZM178 63H180L179 65L181 66V67H179L178 65H176V64H178ZM180 61V62H179ZM189 61V62H188ZM84 62H85V64H84ZM116 62H118V63H116ZM129 62V65L127 64ZM154 64H153V63ZM159 62V63H158ZM193 62V63H192ZM89 63H90V65H89ZM156 63V64H155ZM167 63V64H166ZM183 63V64H182ZM190 63V64H189ZM195 63V64H194ZM197 63H199V64H197ZM203 63V64H202ZM205 63V64H204ZM125 64V65H124ZM127 64V65H126ZM135 64V65H134ZM136 64H139L140 66H138V65H136ZM154 66H153V65ZM164 64V65H163ZM182 64V65H181ZM116 65H118V67L116 66ZM121 65V66H120ZM170 67H169V66ZM188 65V66H187ZM189 65H191L192 66V73H191V67L189 66ZM196 65V67H194ZM115 66V68H113ZM122 66H125V69H127V70H125V69H123V67ZM126 66H128V67H126ZM138 66V67H137ZM146 66H148V67H146ZM151 66V67H150ZM157 66H159L158 68H157ZM163 66H167V67H164V69H163ZM183 66H185L184 67V69H183ZM200 66V67H199ZM134 67H137V71L139 72L140 71V73H141V70L143 71L142 72V74H140V73H137V71H136V73H135V71H134V74H133V79H132V82H131V74L133 73L132 71L134 70V69H136V68H134ZM139 67H143L142 69H140ZM197 67H199V68H197ZM120 68H121V70H122V73H126V76L128 75H130L129 76V79H128V76H127V78L124 76L125 74H121V76L123 77H121L120 78V73H121V71H120ZM147 68H150V69H147ZM153 68V69H152ZM169 70H168V69ZM182 68V69H181ZM189 68V69H188ZM205 68V69H204ZM112 69H114V70H112ZM115 69H117V71L115 70ZM119 69V70H118ZM140 69V70H139ZM157 71H156V70ZM163 69V70H162ZM165 69H167V70H165ZM202 69H204L203 71H201ZM111 70H112V72H111ZM124 70L125 71H129V72H124ZM146 70H148V71H146ZM206 70V71H205ZM101 71V72H100ZM115 71V72H114ZM147 72L148 74H146L145 72ZM154 71H156L155 72V74L153 73ZM168 71V72H167ZM110 72L111 73H113V74H110ZM119 72V75L117 74ZM131 72V73H130ZM158 72V73H157ZM161 72V73H160ZM197 72V73H196ZM207 72V73H206ZM105 73V75L106 76H104L103 74ZM109 73V74H108ZM151 73H153L152 75H153V77H151ZM164 73H165V75H164ZM166 73H169V74H166ZM90 74V75H89ZM117 74V75H116ZM138 76V74H140L139 76L141 77V79H140V77L138 76V78L136 77V75ZM145 74H146V76H147V78H153L152 80L150 79V83H151V81L153 82V83H155V84H151L150 85V83H149V86H151V88L152 87H154V88H150L149 86H148V84H147V82H149V80L147 79L146 80V76H145ZM159 74H162V75H164V77L165 78H163V76L162 75H160L159 76ZM191 74V75H190ZM195 74V75H194ZM116 75V76H115ZM145 76V77H142V76ZM157 75L159 76V77H157ZM169 75H170V77H169ZM186 75V76H185ZM188 75V76H187ZM206 75V76H205ZM93 78V80L90 78ZM117 78V79H115V77ZM118 76V77H117ZM168 76V77H167ZM200 77V79H197L196 77ZM209 78H208V77ZM107 79V78H109V79H105V78ZM112 77V78H111ZM166 77L168 78V79H166ZM104 78V79H103ZM110 78H111V80H110ZM118 78H120V79H118ZM124 78H126V80H124ZM145 78V79H144ZM159 78V79H158ZM163 78V79H162ZM172 79V80H170V79ZM183 78V79H182ZM194 78H196V79H194ZM206 78H208V80L206 79ZM58 79H59V81L61 82V84H62V86H63V82L66 84V86H65V84H64V86H65V88L64 87H62L63 89H64V96H65V98H66V100H67V103L70 105V108H76V107H78L79 105H82V99H81V97L75 92V91H73L72 90V86H71V83L70 82H68L67 80V77H65V76H63V75H59L58 76ZM90 79V80H89ZM135 79H136V81H135ZM140 79V80H139ZM146 81V84H145V82L143 81ZM165 79V80H164ZM173 79H175V83H172L173 82ZM177 79H179L178 81H177ZM186 79V80H185ZM202 79H204L203 80V82L201 81ZM206 79V80H205ZM210 79V80H211ZM108 80H110L109 82H108ZM118 80L120 81V82H118ZM122 80V81H121ZM128 80H130V81H128ZM155 80H157V81H155ZM161 82H160V81ZM164 80V82H162ZM169 80V82L170 81H172V82H166V81H168ZM184 80V81H183ZM195 80H199V81H195ZM92 81V82H91ZM114 81H115V83H114ZM127 81V82H126ZM138 81L139 82H141V83H138ZM177 81V82H176ZM241 81H243V82H241ZM98 82H100V83H98ZM122 82H124L123 84H122ZM133 82H135V83H133ZM182 82V83H181ZM196 82V83H195ZM67 83H69L68 85H67ZM93 84V87H92V84ZM95 83H97V87L98 88H96V89H98V90H96L95 89ZM125 83H127V84H125ZM141 84V85H134V84ZM159 83V84H158ZM180 83V84H179ZM195 83L196 85H197V83H199V85H197V86H199V87H197L195 84L193 85V84ZM200 83H201V85H200ZM242 83H244V80H242V77L239 79V80H237L236 81V83H235V86H234V91L232 90V92H233V94H231L230 93V96L231 97H235L234 95L237 93V94H239V93H241V89H242V86H243V84ZM104 84H105V86H104ZM118 84V85H117ZM125 84V85H124ZM143 84V85H142ZM158 84V85H157ZM161 84V85H160ZM164 84H165V86H164ZM191 84H192V86H191ZM239 84H242V86L240 85L239 86ZM118 86V89L120 90V93H121V95H120V93H118L119 92V90L118 89H116L115 87H117ZM119 85L121 86V85H123V86H121V89L119 88ZM144 85H147L146 87H147V89H145L146 87L144 86ZM169 85V86H168ZM71 86V87H70ZM134 86V87H133ZM138 86V87H137ZM141 86V88L143 87L144 88V91L141 89V88H139ZM158 86V87H157ZM190 87V88H187L186 90H185V87ZM194 86V87H193ZM67 87V88H66ZM88 87V88H87ZM114 87V88H113ZM130 87H132V88H130ZM156 87V88H155ZM173 87V88H174ZM197 87V88H196ZM241 87V88H240ZM102 89V90H99V89ZM123 88V89H122ZM127 89L128 91H126L125 89ZM182 88L184 89V90H182ZM68 89V90H67ZM70 89V90H69ZM133 89V90H132ZM139 89V90H138ZM141 89V90H140ZM197 89V90H196ZM236 89H238V90H236ZM114 90H115V93H114ZM129 90H130V92H129ZM147 90V91H146ZM167 90V91H166ZM175 90V91H174ZM179 90H180V92H179ZM181 90H182V93H181ZM93 91V92H92ZM117 91V92H116ZM122 91V92H121ZM125 91V92H124ZM135 91V92H134ZM136 91H137V94L136 95H134L135 93H136ZM139 91H141V92H139ZM147 93H146V92ZM173 91H174V94H173ZM106 92L108 93V94H106ZM132 92H134V93H132ZM145 92V93H144ZM149 92V93H148ZM184 92H186L185 94H184ZM191 92V93H190ZM194 92V93H193ZM235 92V93H234ZM239 92V93H238ZM114 93V94H113ZM117 93V94H116ZM140 93H141V95H142V93H143V95H142V98H140ZM188 93V94H187ZM67 94H68V96H67ZM91 94H93L94 96H92ZM103 94H106V95H104V98H103ZM113 94V95H112ZM123 94H125L124 96H122ZM149 96H148V95ZM236 94V98H234V100L232 99L231 100V104H233L235 101H236V99H237V97H238V95ZM0 103H2V104H0V109L3 107V106H5L4 107V110L2 111V109L0 110V122L2 123H0L1 124V126H0V144L2 145V147H3V151H5L4 153H6V155H7V153L9 152V154L7 155V156H10L11 154V156H13V155H15V156H17V155H19L21 152H22V150L23 149H25V145L23 144V139H22V136H21V134L23 133L22 132V128H23V126L25 127V128H27V133H29V135L28 136H30L29 137V139H28V149L30 150V151H32V150H34V151H36L35 150V148H37V138H36V135L34 134V131H33V128H32V125H26L25 124V122H24V124H22L23 123V121H25V113L27 112V109L25 110L23 107H25L24 105H26V107L28 108V101L26 100V99H23V98H21L18 94H16V93H12V94H2V93H0ZM108 95V96H107ZM119 95V96H118ZM131 95V96H130ZM134 95V96H133ZM189 95V96H188ZM193 95V96H192ZM219 95L221 96L222 94L221 93H219ZM5 96V97H4ZM19 96V97H18ZM107 96V97H106ZM116 96H117V98H116ZM137 96H139V97H137ZM194 96H196V97H194ZM3 97V98H2ZM114 97V98H113ZM130 97H131V99H130ZM165 97V98H166ZM20 98V99H19ZM67 98H70V99H67ZM108 99V100H110L109 102L110 103H108V100L106 101V99ZM124 100H123V99ZM125 98H129V99H127L128 101H130V103L129 102H127V101H125L126 99ZM182 98V99H181ZM220 98H222V97H219V100H221V102H223L222 101V99H220ZM71 99H72V101H74L73 103H72V101H71ZM138 99V100H137ZM179 99V100H178ZM27 101V103L25 104L24 102L25 101ZM123 102H122V101ZM139 101V102H138ZM197 101H199V102H197ZM233 101V102H232ZM4 102V103H3ZM21 102V103H20ZM71 102V103H70ZM77 104H76V103ZM105 102V103H104ZM116 102V103H115ZM132 102H134L135 103V105H136V107L135 106H133L134 105V103H132ZM219 102V104H220V101H218ZM105 105H104V104ZM113 103H115V105H112ZM119 103H121V105L119 104ZM131 103H132V106L130 107L129 106V108H128V104L129 105H131ZM186 103V104H185ZM75 104V105H74ZM117 104V105H116ZM180 104V105H181ZM228 105L227 103H223V107L221 106V105H218V108H221L220 109V111H218L217 113H216V111L217 110H219V109H217L216 111H215V115H213V118L215 119V116H216V114L217 115H221L220 113H222L221 112V110H223V113H222V116L223 115H225V116H218V117H216L218 120H223L224 119V121H227V125H229V128H228V130L230 131V129H231V131H230V133H231V136L233 137V135L235 134V126H233L234 124L233 123H231L232 122V120L230 121L229 120V114H225V109H228V106H232V105ZM72 105V106H71ZM77 105V106H76ZM110 105V106H109ZM125 105V106H124ZM139 105V106H138ZM8 106H10V108L8 107ZM74 106H76V107H74ZM104 106V107H103ZM114 106L116 107V109L114 108ZM221 106V107H220ZM6 107H8V108H6ZM20 107H21V109H20ZM25 107V108H26ZM79 107H81V106H79ZM110 107V108H109ZM118 107V108H117ZM121 107V108H120ZM126 107L128 108V109H132L131 111L130 110H128V109H126ZM6 108V109H5ZM114 108V109H113ZM230 108V107H229ZM9 109V110H8ZM20 111H19V110ZM17 110H18V112H17ZM21 110L23 111V113L21 112ZM5 111V112H4ZM12 111L14 112V113H12ZM132 111H134V112H132ZM1 112H3V113H1ZM8 112V113H7ZM10 113V114H9ZM18 115V116H15L16 114ZM2 114V115H1ZM12 114H14V116L12 115ZM22 114V115H21ZM140 114V115H139ZM231 114V113H230ZM136 115V116H135ZM142 115H144V116H142ZM8 116V117H7ZM7 117V119H5ZM12 117V118H11ZM16 117H18V118H16ZM142 117H145L144 119L142 118ZM186 117L189 119L190 118V116L188 117V115L186 114ZM1 118H2V120H1ZM213 118H211V120L213 119ZM223 118V119H222ZM226 118H227V120H226ZM243 118H244V123H245V135H244V168H243V180H242V187H241V191H240V200H241V209H242V214H243V219H244V226H245V231H246V234H247V238H248V242H249V247H250V253H251V259H252V264H264V0H263V6H262V15H261V23H260V28H259V38H258V45H257V51H256V58H255V62H254V66H253V74H252V79H251V85H250V94H249V96H248V99H247V102L245 103V105L243 106ZM5 119V120H4ZM11 120V122L9 121V123H10V126H9V123H7V121L8 120ZM23 119V120H22ZM132 119V120H131ZM135 119V120H134ZM16 121V122H14V121ZM19 120V121H18ZM148 120V121H147ZM162 120V121H161ZM20 121H21V123H20ZM132 121H133V123H135V125H133L132 124ZM158 121V122H157ZM17 123V124H15V126H14V124L13 123ZM18 122H19V124H18ZM137 122H139V123H137ZM5 123V124H4ZM7 123V124H6ZM159 123V124H158ZM164 123H165V126H164ZM4 124V125H3ZM11 124H13V125H11ZM7 125H8V127H7ZM136 125H140V129H139V127L137 128V126ZM147 125H149V126H147ZM153 125V126H152ZM11 126H13V127H11ZM146 126V127H145ZM155 126V127H154ZM232 128H231V127ZM3 127V128H2ZM6 127V128H5ZM11 127V128H10ZM29 127H31V128H29ZM163 127V128H162ZM8 128H10V129H8ZM151 128H153L152 130H151ZM161 128V129H160ZM138 129V130H137ZM145 129H147V130H145ZM160 129V130H159ZM15 130V131H14ZM151 130V132L149 133V131ZM6 131H7V133H6ZM10 131V132H9ZM13 131H14V133H13ZM148 132V134H150V135H148L147 134V132ZM153 131V132H152ZM161 133H160V132ZM232 131H233V133H232ZM184 132V133H183ZM6 133V134H5ZM12 133H13V137H12ZM134 133V134H135ZM14 134H15V136H14ZM152 134H153V136H152ZM156 134V135H155ZM233 134V135H232ZM6 135V136H5ZM160 135H162V136H160ZM2 136H5L6 137V139H7V141H6V139L4 138V140L2 139ZM16 136H17V138H16ZM135 136L137 137L138 135H136L135 134ZM8 137H12L11 139L14 141V143L13 144H11L13 141L12 140H10V138H8ZM15 137V138H14ZM32 137V138H31ZM57 136L55 135V133L52 131L51 133H50V135H49V137L47 138V140L46 141H44L43 142V150H44V152L47 150V149H49L50 148V150L47 152L46 151V153H45V155L46 156H49V157H51V158H53V156L56 154V150L54 151V149H56V144L58 143V138H56ZM153 137V138H152ZM162 137V139H159V138H161ZM164 137V138H163ZM32 140H31V139ZM167 138V139H166ZM20 139H22V140H20ZM34 139V140H33ZM51 139H52V141H51ZM234 139V138H233ZM20 141V143H19V141ZM178 140V141H177ZM5 141V142H4ZM12 141V142H11ZM31 141H32V143L35 145V146H33V144L32 145H30L31 144ZM178 142V144H177V142ZM9 142H11V143H9ZM183 142V143H182ZM9 145H8V144ZM16 143V144H15ZM5 146H4V145ZM11 144V145H10ZM50 144L52 145V147H50ZM166 144V145H165ZM12 146L11 148H9L8 146ZM18 145H19V147H18ZM178 145H180V146H178ZM183 147H182V146ZM185 145H187V146H185ZM7 146V147H6ZM13 146H15L16 148H19V149H16V148H14ZM46 146V148H44ZM171 146V147H170ZM173 147V148H172ZM179 147V148H178ZM182 147V148H181ZM184 147L185 148H187V149H185L184 150ZM178 148V149H177ZM189 148V149H188ZM14 149H16V152H15V150ZM182 149L184 150L183 152H182ZM7 150H9V151H7ZM14 150V151H13ZM51 150H53L54 152H55V154H54V152L52 151L51 152ZM182 153H181V152ZM188 151V152H187ZM14 152V153H13ZM20 152V153H19ZM33 152V151H32ZM50 152L52 153L51 155H49L50 154ZM174 152H175V154H174ZM185 152V153H184ZM15 153H17V154H15ZM187 153V154H186ZM54 154V155H53ZM147 154H148V157H147V155L145 156V159L144 160H146V161H144L145 162V164H148L149 163V159H150V151H149V149L147 150ZM177 154V155H176ZM179 154V155H178ZM192 154L194 155V156H192ZM175 155V156H174ZM179 156V158H177ZM187 156V157H186ZM203 157V158H202ZM184 158V159H183ZM187 158V159H186ZM210 159V160H209ZM179 160H180V163H179ZM135 162H138L139 161V159H137L136 158V160H134ZM182 161V162H181ZM140 162V161H139ZM146 162H148V163H146ZM171 163V164H170ZM203 163V164H202ZM179 164H182L181 166L179 165ZM202 165V166H201ZM206 166V170H204V167ZM146 167H148L147 165H146ZM185 167V168H184ZM175 168V169H174ZM187 168V169H186ZM203 169V170H202ZM163 170V171H162ZM173 170V171H172ZM176 172H175V171ZM188 170V171H187ZM206 171V172H205ZM212 171H213V173H212ZM147 172L149 173L150 171H148V169H147ZM187 172V173H186ZM171 173V174H170ZM176 173H178V174H176ZM197 173H199V174H197ZM211 173V174H210ZM205 174V175H204ZM213 174H214V176H215V178H214V176H213ZM171 175V179H170V176ZM211 176H213V177H211ZM197 177H199V178H197ZM211 177V178H210ZM182 178H183V180H182ZM214 179V180H217L216 182H214L213 183V186H214V188H213V186H212V182H206V180L207 181H209V179ZM212 179V181H214ZM173 180H175V181H173ZM205 180V181H204ZM182 181V182H181ZM205 182V183H204ZM206 183H207V186L209 187V189H211V187H212V189H211V191H209V189H208V187H206L205 188V186H206ZM208 183H209V185H211V186H209L208 185ZM218 183H220L219 185H218ZM171 184V185H170ZM202 184H204V185H202ZM221 185V186H220ZM202 187V188H201ZM217 187V188H216ZM219 187V188H218ZM65 188V189H64ZM80 191L81 193H82V195H84L85 197H84V202H83V204H82V202H80V201H82V198H83V196L81 195V198H80V194L81 193H79L78 191ZM186 189V190H185ZM197 189H199V190H197ZM218 189H219V191H218ZM72 190H74L73 192H74V195L72 194L73 192H72ZM208 191H209V193L210 192H214L215 194H213V193H210V194H205V193H208ZM69 192V193H68ZM219 192V193H218ZM70 194V195H69ZM75 194H79V196H77V195H75ZM201 194V195H200ZM211 194H213V195H211ZM225 194V195H224ZM72 195H73V198H72ZM209 195V196H208ZM212 197H211V196ZM219 195H220V197H219ZM66 196V197H65ZM204 196V197H203ZM226 196V197H225ZM75 197V198H74ZM78 199H77V198ZM209 197H211L212 198V200H213V202L210 200L211 198H209ZM217 197V198H216ZM74 200V199H77V201L76 200H72V199ZM80 198V199H79ZM89 198V199H88ZM209 198V199H208ZM203 199H204V202H203ZM216 199V200H215ZM70 200V201H69ZM199 200H201V201H199ZM205 200H207L206 202H205ZM218 200H219V202H218ZM227 200H228V198H227ZM80 202V204H78V205H76L77 204V202ZM210 201V202H209ZM65 202H67L66 204H65ZM73 202V203H72ZM78 202V203H79ZM212 202V203H211ZM69 203V204H68ZM75 203V204H74ZM61 204V205H60ZM66 206H65V205ZM75 205V207H74V205ZM82 204V205H81ZM209 204V206H207ZM220 204V205H219ZM62 205H64V206H62ZM68 205H70V206H68ZM214 205V206H213ZM223 205V206H222ZM231 205V206H230ZM80 206V207H79ZM96 206V207H95ZM210 206H212V207H210ZM221 206V207H220ZM76 207L78 208V209H76ZM197 207H199V208H197ZM208 207V208H207ZM214 207H216V208H214ZM87 208V209H86ZM206 208L208 209L207 211H206ZM212 210H211V209ZM228 208V209H227ZM86 209V210H85ZM93 209V210H92ZM205 209V210H204ZM213 209L215 210V216H214V211H213ZM222 209V210H221ZM234 209V210H233ZM80 210H82V211H80ZM83 210H85V212L83 211ZM117 210V211H116ZM197 210V211H196ZM210 210V211H209ZM217 210H221L220 212L219 211H217ZM80 214V216L82 217V220H79L80 218H78V217H80L79 215H77L78 213ZM80 211V212H79ZM100 211V212H99ZM197 212V214H196V212ZM200 211V212H199ZM222 211H223V213H222ZM83 212V213H82ZM87 212L89 213V214H91L89 217H88V215L89 214H87ZM98 212V213H97ZM192 212V213H191ZM203 212H205L206 214L204 215V216H207V214L209 213V215H208V217H206V219L205 218H203ZM212 212V213H211ZM229 212V213H228ZM66 213V214H65ZM212 215H211V214ZM217 213H218V215H217ZM222 213V214H221ZM225 213V214H224ZM228 215H227V214ZM74 216H73V215ZM83 214H84V216H83ZM95 214V215H94ZM117 214V215H116ZM220 214H221V216H220ZM77 215V216H76ZM201 215V216H200ZM87 216V217H86ZM97 216H99L98 218H97ZM211 217V219H210V217ZM215 218L216 216H218V217H216L215 219L213 218V217ZM92 217V218H91ZM94 217H95V220H96V218L99 220V221H101V222H103V223H100V224H97L98 222H97V220L95 221L96 223H94ZM103 217H104V219H103ZM223 217V218H222ZM229 219H227V218ZM88 218V219H87ZM90 218V219H89ZM191 218H193V219H191ZM195 218H197V220L195 219ZM223 220H222V219ZM231 218V219H230ZM196 221H195V220ZM219 219H221L220 221H219ZM85 220V221H84ZM107 220V221H106ZM190 220H193L192 222H189ZM207 220V221H206ZM211 220H214L213 222H211ZM216 220V221H215ZM218 220V221H217ZM230 220H231V222H230ZM234 220V221H233ZM68 221V224L66 223ZM79 221V222H78ZM81 221V222H80ZM209 221V222H208ZM125 222V223H124ZM205 222L207 223V224H205ZM211 222V223H210ZM223 222H224V225H223ZM77 223H79V225L77 224ZM88 223H91V224H93V225H95V226H97L96 228L98 229V232H93V230L90 232V231H86V229H85V226H86V224H88ZM104 223L106 224V226H103L104 225ZM190 223H195V224H191L190 226H189V224ZM209 223L211 224V225H209ZM226 223V224H225ZM229 223H232V224H229ZM73 224H75V225H73ZM217 224V227L218 228H215L216 225ZM64 225V226H63ZM77 225H78V228H77ZM103 226V227H105L104 229H103V227H101V226ZM63 226V227H62ZM68 226V227H67ZM74 226H76L75 228L76 229H74ZM100 226V227H99ZM223 226V227H222ZM225 226L227 227V226H229V227H227V228H225ZM99 227V228H98ZM107 227H112L113 228V232H114V235H112L113 234V232H112V228L110 229V228H108V229H110V230H107L106 228ZM182 227H183V229H182ZM121 228H123V229H121ZM215 230H214V229ZM233 228V229H232ZM115 229V230H114ZM218 229H219V232H217L218 231ZM118 230H121V231H118ZM170 230V231H169ZM173 230V231H172ZM182 230H183V233H181L182 232ZM210 230H211V233H210ZM214 230V231H213ZM231 230V231H230ZM233 230V231H232ZM72 231V232H71ZM78 232L79 234H76V232ZM83 231V232H82ZM126 231H129V232H127L128 233V235H130L131 236V238L127 235V233H126V236H125V232ZM216 231V232H215ZM82 232V233H81ZM117 232H121V234H118ZM171 232L172 233H174V232H176V233H174V234H171ZM206 232H208V233H210L209 235H211L212 237H210L208 234H206ZM188 233V234H187ZM216 233V235H218L217 236V240H215L216 239V235L215 236H213L214 234ZM83 234H85V237H84V235ZM116 234H118V235H116ZM123 234H124V238H122L123 237ZM231 234V235H230ZM73 235H74V237H73ZM106 235V237H102V236H105ZM111 235L113 236V237H111ZM116 235V236H115ZM139 236V237H137V239H136V236ZM171 235L173 236L172 238H171ZM205 235H206V237H205ZM77 236H78V238H77ZM80 236L83 238H80ZM86 236H90V237H86ZM108 236H110V237H108ZM220 236V238H218ZM227 236V237H226ZM231 236V237H230ZM97 238L96 240L97 241H94L95 243H96V245L95 244H93L94 242L92 241V240H90V241H88L90 238ZM105 238V239H102V238ZM127 237V238H126ZM79 238H80V241H78L79 240ZM85 238H89V239H85ZM92 238V239H93ZM99 238V239H98ZM110 238V239H109ZM121 238V239H120ZM132 239V241H133V244H132V241L130 240V239ZM140 238H141V241H143V243L142 242H140V241H138V240H140ZM151 238V239H150ZM153 238H154V240H153ZM162 238H163V240L165 241V243H164V241H162ZM212 238V239H211ZM214 238V239H213ZM229 238V239H228ZM75 239V240H74ZM112 239V240H111ZM161 239V240H160ZM212 241H211V240ZM227 239V240H226ZM74 240V241H73ZM84 240V242H82ZM85 240H87V242H85ZM114 240V241H113ZM125 240H127L128 242H126ZM134 240H135V242L137 243H140V244H137L136 245V243L134 242ZM73 241V242H72ZM75 241H77V242H75ZM153 241V242H152ZM160 241L161 242H163V243H161V244H163V246L160 244ZM215 241V242H214ZM228 241V242H227ZM79 242H80V244H79ZM91 242V243H90ZM93 242V243H92ZM109 242V243H108ZM131 244H130V243ZM150 243V246H151V248L149 247V244H147V243ZM155 242V243H154ZM159 243V244H157V243ZM200 242V243H199ZM210 243V245H209V243ZM219 242V243H218ZM11 243V242H10ZM77 243H78V245H77ZM90 245V246H88V244ZM98 243V244H97ZM107 243V244H106ZM114 243V244H113ZM124 243V245H121V244H123ZM130 244V248L129 247H126L125 248V245H127V244ZM135 243V244H134ZM146 243V245H144ZM151 243H152V245H151ZM167 243V244H166ZM171 243V244H170ZM225 243V244H224ZM83 244V245H82ZM93 244V245H92ZM128 244V245H129ZM155 244V245H154ZM171 245V246H168L167 248H165L167 245ZM176 244V243H175ZM204 244V245H203ZM221 245V248H220V245ZM11 245V244H10ZM71 245V246H70ZM141 245V247L143 248V246L145 247V248H141V247H139V246ZM148 245V246H147ZM196 247V248H194V246ZM224 245V246H223ZM228 245H230V247L231 246H233V247H228ZM12 246H13V242H12ZM75 246V247H74ZM139 247L138 249H137V247ZM153 246V247H152ZM159 246V247H158ZM207 246V247H206ZM210 246V247H209ZM68 247V248H67ZM74 249H73V248ZM91 247V248H90ZM98 247V248H97ZM121 247H122V249H121ZM133 247H136V250H139L140 248L143 250V252H141V249L139 250V251H135L134 249L135 248H133ZM148 247V248H147ZM171 247V248H170ZM176 247H177V245H176ZM92 248L95 250H92ZM102 248H104V249H106V250H103ZM110 248V249H109ZM126 250H125V249ZM147 248V250H149V251H151L150 253H149V251H147V250H145ZM214 248H216V247H214ZM89 249V250H88ZM107 249H109L108 251L110 252V256H111V258H110V256L108 255V253L109 252H107ZM112 249V250H111ZM128 249V250H127ZM132 249H133V251H132ZM171 251H170V250ZM233 250V251H230V250ZM144 250L145 251H147V253H149L148 255H146V253L144 252ZM153 250H155V251H153ZM167 250H169V251H167ZM175 250V251H174ZM88 251V252H87ZM90 251V252H89ZM113 251H115V252H113ZM229 251V253H227ZM107 253V255L105 254V253ZM112 252L115 254H112ZM127 252H129V253H126ZM130 252H131V255H130ZM136 252V253H135ZM75 253H76V255H75ZM93 253H94V255H93ZM96 253L97 254H99V255H97V257L95 256L96 255ZM122 253H123V255H122ZM135 255H134V254ZM139 253V254H138ZM141 253V254H140ZM142 253H144L146 256H151L152 257V255H156V256H158V258L155 256V257H152L153 258V260H152V258H150L149 259V257H146V258H144L143 259V257H144V254H143V256H142ZM233 253V254H232ZM112 254V255H111ZM125 254L127 255L126 256V258H125ZM137 254V255H136ZM170 254V255H169ZM231 254V255H230ZM75 255V256H74ZM89 255V256H88ZM104 255V256H103ZM113 255H114V257L115 258H113ZM173 256V258H171V259H169L170 257H172ZM61 256V257H60ZM118 256V257H117ZM136 256V257H135ZM161 256V257H160ZM176 256V257H175ZM68 257V258H67ZM75 257V258H74ZM76 257H78V258H76ZM83 257H85V258H83ZM122 257H124V258H122ZM133 257V258H132ZM139 257H141L143 260H141V258H139ZM163 257V258H162ZM175 257V258H174ZM97 258V259H96ZM122 258V261H120V259ZM135 258V259H134ZM136 258H138V259H136ZM155 258V259H154ZM78 259H80V261H76V260H78ZM82 259V260H81ZM89 259V260H88ZM126 259H127V261H126ZM164 259V260H163ZM230 259H232V258H230ZM230 259H228V260H230ZM88 260V261H87ZM114 260V261H113ZM138 260H141V261H139L138 262ZM151 262H150V261ZM157 260V261H156ZM177 260V261H176ZM67 261H69V262H67ZM83 261V262H82ZM106 261V262H105ZM111 261V262H110ZM163 261V262H162ZM171 261H173V262H171ZM174 261H176V263L174 262ZM67 262V263H66ZM144 262V263H143ZM147 262V263H146ZM158 262V263H157ZM168 262V263H167ZM180 262V263H179ZM227 263L229 264L230 262L229 261H227ZM226 263V264H227ZM0 264H3V261L0 259ZM130 264V263H129Z\"/></svg>", "mask_w": 264, "mask_h": 264}]
</instances>
